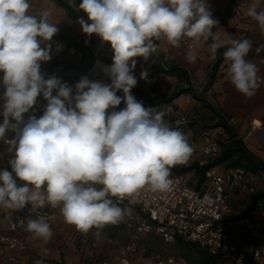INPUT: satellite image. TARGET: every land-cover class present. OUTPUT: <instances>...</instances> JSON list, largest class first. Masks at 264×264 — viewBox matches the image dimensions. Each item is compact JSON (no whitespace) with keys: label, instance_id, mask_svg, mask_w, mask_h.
<instances>
[{"label":"clouds","instance_id":"obj_1","mask_svg":"<svg viewBox=\"0 0 264 264\" xmlns=\"http://www.w3.org/2000/svg\"><path fill=\"white\" fill-rule=\"evenodd\" d=\"M68 2L87 16L78 21L83 33L111 44L113 63L105 68L111 83L85 76L73 95L67 83L54 76L45 79L41 63L51 59L48 42L59 31L51 13L32 14L30 0H0V83L6 89L0 140L12 153V171L0 169V208L59 207L65 222L86 234L93 227L122 221L126 210L117 201L145 186L167 190L172 167L185 163L193 151L184 132L165 121L163 111L146 108L131 94L138 83L134 57L148 60L161 38L177 48L185 37L195 43L211 39L213 59L230 45L223 53L227 75L247 97L255 94L258 69L246 59L250 40H223L213 32L218 21L207 0ZM247 15L264 31V10L253 5ZM186 58L195 63L197 57L190 53ZM140 76L147 81L148 72ZM41 95L47 101L43 115L32 114L25 122L24 114ZM122 99V110L108 111ZM8 130L16 132L10 141L5 140ZM14 177L24 184L18 186ZM25 230L44 241L54 235L43 216L29 218Z\"/></svg>","mask_w":264,"mask_h":264},{"label":"built area","instance_id":"obj_2","mask_svg":"<svg viewBox=\"0 0 264 264\" xmlns=\"http://www.w3.org/2000/svg\"><path fill=\"white\" fill-rule=\"evenodd\" d=\"M48 43L51 45V41ZM68 50L71 55L77 56L79 59L85 57V52L75 46L68 47ZM110 65V63L102 61L100 63V60L96 59L89 69L79 74L53 76L72 87L74 95L76 83L85 76L90 81L110 84V77L105 71V68ZM133 74L138 77L140 69L135 68ZM2 76L3 73L0 72V80H2ZM50 77H45V79ZM141 86L147 87V81L143 79ZM5 90L3 84L0 83V123L3 122ZM148 93L151 96L157 95V92L152 90H148ZM55 94L54 91L53 95ZM46 105L47 101L42 95L39 96L33 108L24 114L25 122L32 114H35L37 118L43 115ZM144 106L152 108L149 105ZM122 109L117 106L108 111ZM164 113L165 121L171 127L179 129L187 127L197 118L195 113L176 111L173 106H169ZM20 127L22 128L23 124ZM15 137V131H6L5 140L10 141ZM186 137L193 151L188 160L183 164L176 165L177 167L193 164L204 166L220 152L221 138L216 131H203L198 141L190 139L189 134ZM4 147L7 148L9 145L4 140H0V169H4L1 155V149ZM170 180L171 185L167 190H152L145 186L132 196L117 201L121 208L130 209L127 217H123L122 221L114 225L125 230L129 239L126 249L137 256L135 264H141L142 260L144 264H177L174 257L164 258L159 253L145 256L146 249L143 246V240L150 234H157L165 242L183 238L199 243L213 254L230 258L234 264H264V240L259 239L264 234V198L256 202L247 216L228 219L238 211L236 203L241 194L255 193L262 189L255 182L254 174L243 167L224 169L222 166H217L206 172V181L201 190L190 185L186 174H175L171 170ZM113 199L115 201V198ZM0 216L3 217L4 224L13 233L12 236L2 238L10 250L25 247L23 240L18 237V233L26 231L25 226L29 218L36 219L43 216L51 227L57 218L56 212L48 204L37 208H33L29 204L20 210L0 208ZM244 230L249 233L250 237L258 238V244L244 240L241 236ZM12 261L13 258L8 259V263ZM123 263L130 264L127 260H123Z\"/></svg>","mask_w":264,"mask_h":264},{"label":"rangeland","instance_id":"obj_3","mask_svg":"<svg viewBox=\"0 0 264 264\" xmlns=\"http://www.w3.org/2000/svg\"><path fill=\"white\" fill-rule=\"evenodd\" d=\"M38 2L43 1L44 4L41 6L36 4L35 12L39 14L43 10H48L51 13L50 18L53 20L52 23L57 24L59 29L58 33L53 36L51 40V59L47 62L41 63V69L49 71L56 66L64 63H76L84 65L89 60L87 53L85 52V57L79 59L77 56L71 55L68 50V45L61 39H59V34H67L68 36L74 38L75 40L87 43L93 38H98L97 35L93 34L91 36L83 33L79 20L69 19L66 15L64 8L58 6L52 0H37ZM53 9H58L53 14ZM41 47H44V44H41ZM94 53L99 58L100 61L104 63L112 64V57L114 55L112 48H106L100 44ZM136 60V67H141L146 69L151 73L149 77V84L147 86L148 90H159L162 85L160 79V68L155 60L154 63L150 64L149 59L145 60L143 57H134ZM67 73L66 75H69ZM138 83H140V78L135 76ZM136 85V86H137ZM135 86V87H136ZM206 89L198 88V94L205 95ZM184 98L180 101V108L185 112H195L198 115L197 123H191L187 127H184L180 130L184 134L188 133L189 138L193 141H198L200 134L205 130H213L217 132V135L222 139H227L228 134L224 131L223 128H211L208 127V124H211L213 115H207L208 113L203 112V108L192 107L190 104L191 98H194L190 94H183ZM188 96V97H186ZM186 98H190L186 100ZM212 113V112H210ZM8 148L1 149V155L4 161V169L6 168L9 171H12L10 164L8 163L9 159L12 156V153L8 152ZM191 174L187 175V178H191ZM22 182V181H20ZM255 182L264 188V171L261 176L255 178ZM53 208V207H52ZM126 211H130L129 208H123ZM53 210L57 214L56 222L51 227L53 230V237L44 241L42 239H33L31 234L27 231H19L18 237L23 240L26 247L32 248L31 254H20L15 257L13 264H36V261L42 260L43 264H53L47 260L56 259L58 261H63L66 264H120V259L125 255L124 249L127 246L129 241L128 236L125 233V230L122 227H116L114 224H107L101 227H93L88 233H82L76 229L74 225L67 224L61 214L60 208L56 207ZM125 211V212H126ZM128 215V213H127ZM13 233L7 228L3 222V217L0 216V245L3 246L5 242L2 241L3 237L12 236ZM143 246L146 250L145 256H151L155 252H163L165 255L174 257L177 264H190V261L185 259L182 252V248L174 241L165 242L159 238L157 234H150L145 236L143 240ZM5 247V246H4ZM3 247V248H4ZM19 250H22L21 248ZM13 250L8 252V256H3L0 253V262L6 263V259H9V256L13 254ZM12 254V255H11ZM137 260V256H133ZM4 259V260H3ZM19 260V261H18ZM18 261V262H17ZM143 260L141 261V263ZM218 264H229L221 263L218 261Z\"/></svg>","mask_w":264,"mask_h":264},{"label":"crops","instance_id":"obj_4","mask_svg":"<svg viewBox=\"0 0 264 264\" xmlns=\"http://www.w3.org/2000/svg\"><path fill=\"white\" fill-rule=\"evenodd\" d=\"M231 2L232 0H207L211 12L214 11L223 15L230 6L232 9L231 16L226 22L218 26L214 33L223 40L248 39L251 41L252 47L246 59L254 63L258 69V86L255 89V94L247 97L236 90L227 75L228 64L224 61L216 74L213 84L208 87L205 95H203V100L191 98L190 104L192 107L203 108V112L208 113L207 115H212L209 107H207L210 106L215 111L228 117L230 123L235 126L249 149L264 159V31L260 29L254 19L247 15L249 7L253 5L256 6L257 11L264 10V0H235L233 4ZM36 4L41 6L44 2L31 0L32 7L30 12L32 14H36ZM53 10L54 14L58 9ZM50 21L53 22L51 18ZM156 43L159 46L157 52H160L169 60L176 61L188 70L195 89L206 88L212 65L217 58V56L215 59L211 57L206 41L201 39L199 43H195L191 38L185 37L178 48L171 46L163 38L156 41ZM228 46L230 45H226L225 48ZM190 53L196 55L195 63H190L187 60L186 57ZM160 79L162 81L161 91L165 92H171L179 82L176 76L161 73ZM186 97V100L190 99ZM183 98L184 96H181L172 103L171 106H173L174 110L182 111L179 104ZM167 108V106H160L157 110L165 112ZM127 213L129 212L126 211L124 217H127ZM0 248L1 256H3L4 252H7L5 255L8 256V252L11 251L6 244L0 245ZM19 249L13 250L15 255L11 254L12 256H9L13 258V261L17 255L19 257L20 254L32 253L31 247ZM124 251L125 255L119 260L120 264H124L123 260L129 261L130 264H135L134 255L128 252L126 248ZM5 261L7 264H13L12 262L8 263V259ZM0 264H4V262L1 261ZM141 264L144 263L142 262Z\"/></svg>","mask_w":264,"mask_h":264},{"label":"trees","instance_id":"obj_5","mask_svg":"<svg viewBox=\"0 0 264 264\" xmlns=\"http://www.w3.org/2000/svg\"><path fill=\"white\" fill-rule=\"evenodd\" d=\"M52 1H54L58 6L64 8L66 15L69 19L80 20L81 18H83L87 20V16L83 12L78 11L76 7L69 6L68 0H52ZM79 2L80 0H75L76 5H78ZM234 2L235 0H232L231 4H233ZM231 13H232L231 6L225 11L223 15H220L219 13L214 11L212 12L213 18L218 21V25L213 29V32L216 30L218 26H220L221 24L227 21V19L231 16ZM56 37L63 40L68 45V47L75 46L86 52L89 57V60L84 65H80L76 63H64L56 66L55 68L49 71L40 69L41 74L44 75V77H50L57 74L66 75L67 73L79 74L89 69L92 66V64L95 62V60L99 59L94 53V49H96V47L102 44L106 48H111V44L109 42L102 41L100 37L93 38L92 40L88 41L86 44L79 42L74 38L68 36L67 34H63V33L59 34ZM211 42H212L211 39H209L207 41L208 45ZM224 51H226L225 47L219 49L217 52V58L214 64L212 65L211 73L205 88L206 90L210 85L213 84L221 64L225 61L223 57ZM155 60L159 65L161 74L176 76L179 79V82L171 92L161 91L162 90L161 87L159 88V90L152 89V91L157 92V95L151 96L148 93L147 87L143 88L141 86V82L143 79H141V76L139 75L138 78H140V83L131 90V94L136 98L138 102H141L143 105H149L150 107L157 109L160 106H167V107H169V105L171 106L172 103L176 99L183 96V94H190L196 99L203 100V95L198 94V90L195 89V87L193 86L191 77L188 73V70L185 67H183L174 60L167 59L160 52L154 53L152 56L149 57L150 64L154 63ZM135 68H139V67H135ZM139 69H140V74L142 71H147L149 77L150 75H152L146 69H142L141 67ZM149 77L147 78V84H149L148 81ZM117 95L123 97L124 94L122 91H118ZM119 106L121 108L125 107V103L123 102V99ZM207 107H209L213 115V117L211 118L213 119L212 123L208 124L207 126L214 129L218 127L223 128L224 131L228 134V138L227 139L221 138L220 141L221 149L219 154L211 158L206 165L200 166L198 164H193L191 166H184V167L174 166L171 169L173 173L186 174V175L191 174L192 176L189 179V183L192 187L198 190L202 189L203 184L206 181V172L217 166H222L224 169L243 167L247 171L254 174L255 178L257 176L259 178L262 172L264 171V159L256 155L254 152H252L249 149L246 142L240 136L235 126L232 123H230L228 117L224 116L218 111H215V109L210 106ZM196 116H197L196 120L192 121L191 123L199 122L198 115L196 114ZM14 178L16 179L18 186H22L24 184L23 181L20 182L19 178L16 177ZM262 198H264V188H262L261 190L255 193L241 194V196L239 197L236 203V207L238 211L232 214L228 219H239L247 216L255 206L256 202ZM241 236L246 241L248 240L249 242L258 244V238L255 239L250 237L249 233H247L245 230L242 231ZM159 238L163 240L160 236ZM259 239L264 240V234L260 236ZM174 242H176L182 248V250L184 251L182 252V254L185 259L190 261V264H218V261L221 263L234 264L230 258L223 257L222 255H218V254H213L208 249L202 247L199 243L190 242L183 238H177L174 240ZM156 253L161 254L164 258L170 257L165 255L163 252H155L154 254ZM47 261L53 264H66L63 261H58L56 259H49Z\"/></svg>","mask_w":264,"mask_h":264},{"label":"bare ground","instance_id":"obj_6","mask_svg":"<svg viewBox=\"0 0 264 264\" xmlns=\"http://www.w3.org/2000/svg\"><path fill=\"white\" fill-rule=\"evenodd\" d=\"M100 63H101V61H100Z\"/></svg>","mask_w":264,"mask_h":264},{"label":"water","instance_id":"obj_7","mask_svg":"<svg viewBox=\"0 0 264 264\" xmlns=\"http://www.w3.org/2000/svg\"><path fill=\"white\" fill-rule=\"evenodd\" d=\"M93 64H94V63H93ZM93 64H92V65H93Z\"/></svg>","mask_w":264,"mask_h":264}]
</instances>
